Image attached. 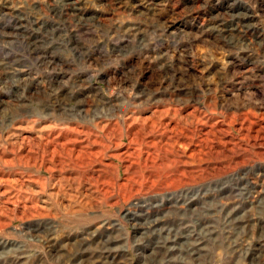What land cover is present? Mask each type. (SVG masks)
Instances as JSON below:
<instances>
[{
    "label": "rangeland",
    "instance_id": "rangeland-1",
    "mask_svg": "<svg viewBox=\"0 0 264 264\" xmlns=\"http://www.w3.org/2000/svg\"><path fill=\"white\" fill-rule=\"evenodd\" d=\"M0 264H264V0H0Z\"/></svg>",
    "mask_w": 264,
    "mask_h": 264
}]
</instances>
